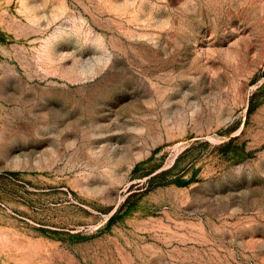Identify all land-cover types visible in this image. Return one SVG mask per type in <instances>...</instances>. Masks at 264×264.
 Segmentation results:
<instances>
[{
	"label": "rangeland",
	"instance_id": "rangeland-1",
	"mask_svg": "<svg viewBox=\"0 0 264 264\" xmlns=\"http://www.w3.org/2000/svg\"><path fill=\"white\" fill-rule=\"evenodd\" d=\"M0 264H264V0H0Z\"/></svg>",
	"mask_w": 264,
	"mask_h": 264
}]
</instances>
